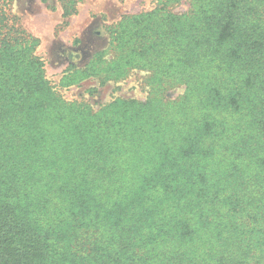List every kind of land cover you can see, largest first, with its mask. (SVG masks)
Masks as SVG:
<instances>
[{
    "label": "trees",
    "instance_id": "1",
    "mask_svg": "<svg viewBox=\"0 0 264 264\" xmlns=\"http://www.w3.org/2000/svg\"><path fill=\"white\" fill-rule=\"evenodd\" d=\"M11 2L0 0V264H264V0H188L183 15L112 26L105 71L147 70L150 95L97 113L54 98Z\"/></svg>",
    "mask_w": 264,
    "mask_h": 264
},
{
    "label": "rangeland",
    "instance_id": "2",
    "mask_svg": "<svg viewBox=\"0 0 264 264\" xmlns=\"http://www.w3.org/2000/svg\"><path fill=\"white\" fill-rule=\"evenodd\" d=\"M156 9L183 15L190 10V3L188 0H12L10 15L25 32L30 55L54 98L79 108L87 106L97 113L116 99L147 101L150 95L147 70H133L116 80L105 70L115 59L110 28L124 18ZM185 92L186 87L180 85L169 89L164 99L175 101ZM54 114L48 109L46 115H41L45 130L51 131L57 125Z\"/></svg>",
    "mask_w": 264,
    "mask_h": 264
}]
</instances>
